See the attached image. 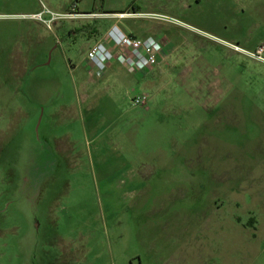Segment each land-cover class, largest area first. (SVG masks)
Masks as SVG:
<instances>
[{"label":"rangeland","instance_id":"374dc122","mask_svg":"<svg viewBox=\"0 0 264 264\" xmlns=\"http://www.w3.org/2000/svg\"><path fill=\"white\" fill-rule=\"evenodd\" d=\"M113 7L145 80L90 71ZM262 44L264 0H0V264H264Z\"/></svg>","mask_w":264,"mask_h":264},{"label":"built area","instance_id":"2783aa9c","mask_svg":"<svg viewBox=\"0 0 264 264\" xmlns=\"http://www.w3.org/2000/svg\"><path fill=\"white\" fill-rule=\"evenodd\" d=\"M122 17V16H120ZM165 40L160 37L135 38L114 26L109 37L95 44L88 52L91 73L101 77L113 63H120L130 73H141L155 68L163 54ZM235 52L244 53L250 59L264 64V44L252 51L233 46ZM148 97L134 98L136 106H147Z\"/></svg>","mask_w":264,"mask_h":264},{"label":"crops","instance_id":"0c3cea01","mask_svg":"<svg viewBox=\"0 0 264 264\" xmlns=\"http://www.w3.org/2000/svg\"><path fill=\"white\" fill-rule=\"evenodd\" d=\"M88 15V16H94V15H102V16H104V24L106 25H108V30H111L114 26H117V27H119L123 32H125V33H127L128 35H130V36H135V34H133V32L132 31H130L129 29H127V27H124V28H121L119 25L120 24H122V19H119L118 17L119 16H125V17H127V16H129V15H131L130 13H125V12H119L118 11V8H116V7H113V8H111V11H105V12H100V11H92V12H90V11H86V10H84L83 12H78V15ZM136 14V13H135ZM102 40H100V41H97L96 42V44L98 43V42H101ZM168 47L166 46V45H164V53L165 54H168L169 56H170V52H168L166 49H167ZM163 59V56L161 55L160 56V58H159V61L161 62V60ZM111 66H113V64L112 65H110V67ZM155 70V68H152V69H150L149 71H146V72H141V73H139V76H141L140 78L143 80H145L146 78H148V76L150 75V73H152L153 71ZM90 72V71H89ZM103 76V75H102ZM145 86H153V81H149V80H147L146 81V83H145Z\"/></svg>","mask_w":264,"mask_h":264}]
</instances>
